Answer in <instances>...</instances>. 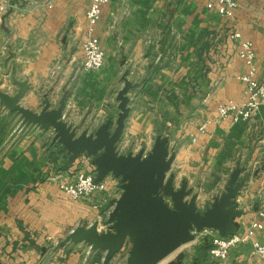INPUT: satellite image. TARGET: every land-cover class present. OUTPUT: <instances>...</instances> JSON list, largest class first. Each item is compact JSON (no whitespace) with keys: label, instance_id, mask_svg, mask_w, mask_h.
Returning <instances> with one entry per match:
<instances>
[{"label":"crops","instance_id":"0c3cea01","mask_svg":"<svg viewBox=\"0 0 264 264\" xmlns=\"http://www.w3.org/2000/svg\"><path fill=\"white\" fill-rule=\"evenodd\" d=\"M210 1L111 0L96 27L105 52L104 67L82 71L81 46L91 0H12L9 11L0 14V27L10 21L9 36L0 29V80L6 83L1 88L15 79L28 83L30 90L21 105L37 113L44 106L40 100L49 96L50 110H56L53 105L58 98L68 94L64 120L81 133L88 130V122H102L94 124L97 130L113 120L106 119L107 112L117 118L120 112L112 110H119L117 95L127 75L136 88L129 94L131 114L119 152L128 154L124 150L130 140L138 142L135 136L150 135L154 129L168 138L176 151L172 172L179 171L176 179L194 174L201 211L225 192L236 167L247 166L239 180L246 173L251 177L240 196L251 195L256 211L259 194L264 192V168L256 166L264 163V103L254 119L235 124L219 119L217 108L247 97L240 77L248 68L238 55L239 41L231 37L233 26L243 40L253 42L257 77L264 81V0H237L236 24H226L216 10H210ZM223 35L226 39L219 45L223 65L208 72L196 51L208 45L211 37L219 41ZM69 47L79 51L72 54ZM198 62L202 66L196 69ZM196 78L201 80L197 88ZM196 90L204 96L198 107ZM111 96L115 108L107 105ZM205 123L206 131L201 133L199 128ZM162 124H166L165 131ZM61 148L54 142L53 131L23 125L19 113L11 115L0 104V264H104L106 253L92 251L86 244L67 243L56 249L59 240L78 226L98 223L100 232L109 230L101 227L99 216L106 205L96 208L94 201H74L66 194L64 182L67 177V182L75 181L77 173L70 177L69 172L78 165L68 168L67 150L63 153ZM60 161L67 169L55 167L53 163ZM115 183L119 189L120 181ZM118 189L109 199L108 217L113 210L110 202L122 193ZM254 217L249 212L236 219L238 231L243 232ZM262 223L256 240L264 245V218ZM128 250L127 243L108 264H125ZM208 257L215 264H260L250 245L232 249L225 262L211 258L209 252ZM186 261L187 257L180 256L175 264Z\"/></svg>","mask_w":264,"mask_h":264},{"label":"water","instance_id":"95a60500","mask_svg":"<svg viewBox=\"0 0 264 264\" xmlns=\"http://www.w3.org/2000/svg\"><path fill=\"white\" fill-rule=\"evenodd\" d=\"M123 81L124 87L117 95L120 113L116 121L108 120L95 132L80 133L64 120L67 95L62 97L56 110H50L51 102L46 98L42 111L37 113L21 105L30 90L28 83L15 79L18 90L12 96L1 90L0 80L1 106L19 113L23 125L53 131L54 142L69 154L68 168H73L81 156L88 155L93 157L98 182L112 176L121 183L120 197L110 202L113 206L109 214L110 229L100 232L98 223L78 226L56 249L67 243L86 244L92 251L105 252L104 264H108L128 243L130 250L125 264H160L181 247L194 242L203 231L213 230L223 238L236 234L235 220L245 215L236 201L251 174L246 173L239 180L242 169L236 167L225 192L201 211L197 204L199 184H194V190L187 183L177 188L176 178L170 175L176 151L170 147L168 138L158 136L147 154L145 149L137 154H121L118 147L131 114L129 94L136 88L127 75Z\"/></svg>","mask_w":264,"mask_h":264},{"label":"built area","instance_id":"2783aa9c","mask_svg":"<svg viewBox=\"0 0 264 264\" xmlns=\"http://www.w3.org/2000/svg\"><path fill=\"white\" fill-rule=\"evenodd\" d=\"M111 0H91L86 14L87 28L82 42L83 62L82 71H99L105 64V52L99 38L96 36V27L102 18L103 7ZM12 0H0V14L4 15L9 11ZM210 10H216L217 14L224 20L236 24L237 0H211L208 4ZM231 37L239 41L238 55L244 60L248 72L240 77L246 86L247 97L241 101H230L221 104L218 108V118L231 120L232 123L247 122L254 119L264 103V81L258 79V65L256 51L253 42L243 40L241 33L233 26ZM207 124H203L199 131L204 133ZM196 139H194L195 141ZM80 171L75 181L66 182L63 186L66 194L74 201L88 200L96 202L95 207H102L108 204L109 199L117 190L119 184L109 176L104 181L96 180V167L93 158L83 155L77 161ZM117 188V189H116ZM118 190L122 191L121 188ZM261 201L259 207L254 211L251 202V195L238 197L237 203L246 213L253 212L255 217L248 221L243 232H237L227 238L219 236L217 232L211 238L209 255L211 258L225 262L230 256V251L241 245H250L253 255L257 256L260 264H264V245L256 240V235L263 229L262 219L264 218V192L259 194ZM100 198V199H99ZM118 199V198H117Z\"/></svg>","mask_w":264,"mask_h":264},{"label":"rangeland","instance_id":"374dc122","mask_svg":"<svg viewBox=\"0 0 264 264\" xmlns=\"http://www.w3.org/2000/svg\"><path fill=\"white\" fill-rule=\"evenodd\" d=\"M8 17H9V15H7V17H5V19L8 18ZM226 22H227L226 24H231L229 21H226ZM9 23H10V21H9V18H8L7 21H3V23H2V25L0 27L1 31L6 36H9L10 35V25H9ZM210 39H211V42L210 43H207L209 46L208 45H205L204 48L200 47V49H198V50L196 49L197 50L196 51V54H198V57L200 58V60L204 62V66L205 67H203V68H205V70L208 71V72L209 71H213V70H218V69H215V67L219 68V67H221L223 65V63H222L223 62L222 61V58L224 57L223 54H222L223 50L220 49L219 45L224 43V39H226V36L223 35V37H221L219 41H215V39H216L215 36L214 37H211ZM68 49L70 50V52L72 54H74L77 51H79V49L77 47H75V48L74 47H69ZM201 49H202V52L200 53ZM216 62H218V64H216ZM198 66H202V64L201 63L199 64V62H198V65H197V63H196V69L198 68ZM206 67H208L209 69H206ZM201 69H202V67L199 70H201ZM1 81H2L3 85L4 84L6 85V83L4 82V80H1ZM10 85H13V88L11 87L12 89L10 88ZM200 85H201V80H198V78H196V88L198 86H200ZM15 88L18 89V86L15 84L14 81H11L10 80V84H8L7 87L4 86L3 88H1V90L4 91V92H7L8 94H10V95L13 96L17 92V91H15ZM214 88H215V86L211 87L210 89L212 90ZM198 93H202V92L200 90H198V91L196 90V92H195V94H196V105H197L196 107H198L199 104L202 103V100H203V97H204L202 94H198ZM62 97L61 98H58L57 104L56 105H53V107H59V103H60V100L62 99ZM67 97H68V94H67ZM25 98H26V96H25ZM47 98H49V96H47ZM115 101H114V97L111 96L107 100V102H108L107 105L113 106L115 108V106H116V102ZM230 101H233V100H229V101L224 102V103H221V104H225V103H228ZM40 103L42 105H44V101L43 100L42 101L40 100ZM147 103L148 102H146V100H145L144 104L141 105L143 107V109L146 108ZM219 106H218V108H219ZM218 108H217V113H218ZM196 110H197V108H196ZM112 111H115V113L117 114L119 110H116V108H115V110H112ZM9 113L11 115L12 114H18L16 112H13V113L12 112H9ZM163 113L166 114V111H163ZM118 115H119V113H118ZM115 118H116V115H111L110 113L107 112L106 119H113L114 121H116V119L118 118V116H117L116 119ZM9 123L10 124H13L14 122H9ZM84 123L83 122H77L78 125H84ZM101 123L102 122H88L87 123V126H89L88 131L95 132L96 130H95L94 124H98L99 125ZM158 126H159V124H158ZM165 126H166V124H164L162 126V131H165V129H166ZM30 127H32V126H30ZM158 136H160V134L155 129L153 130V132L150 135L149 134H146V133L137 135V136H135V139L134 140H136V137H137L138 142H135V141L133 142L132 140H130L131 141L130 142V145H128V147L124 150V153L132 152V153H136L137 154V153L140 152V150L145 149L146 154H147L153 148L152 146L154 145L155 139ZM129 139H131V138H129ZM61 149H62V152H63V150L65 148L62 146ZM68 156H69V154L65 151V156H64L65 160L68 158ZM53 164L57 168L58 167H61V168L64 167V163L61 162V161H60L59 164H58V162L57 163H53ZM200 164L201 163H199L198 165H200ZM256 166L257 167L262 166V168H264V163H262V164L260 163L258 165L256 164ZM241 169L242 170H246L247 169V166H243ZM79 171H80V168H79V166H77L76 169L72 170V173L69 172V176L72 177L73 175H76V173H78ZM177 171L178 170H176L174 172L171 171L170 172V175L171 176H174V177H177V175H178L177 173L179 172V171L178 172ZM194 171H195L196 174L202 173L201 170H193V172ZM68 180H69V178L67 177V181ZM66 182H64V183H66ZM195 182H196V179H194V174H190L189 177H183L182 179H178L177 178L175 185H176L177 188H180V186L183 183H187L189 185V187L192 190H194V184H195ZM109 206H110L109 203L106 204L105 208L100 209V213H99V216L102 217L101 218V220H102V226L101 227H104V229H107V230L110 229V226H107L106 227V224L109 222V217L107 215V212L109 210ZM214 233L215 232L213 230H206V231H203L202 233H198L197 234V237H196V240L194 242H192V243H190L188 245L183 246L176 253H174L172 255V257L170 256L169 259L161 262L160 264H175L180 256L187 257V261L185 262V264H199V263H201V264H215V263H212L209 260L208 253H206V252L205 253H201L199 251V248L200 247L207 246V248H208V246H210L211 238L214 235ZM64 240L65 239L59 240V243L62 242V241H64Z\"/></svg>","mask_w":264,"mask_h":264},{"label":"trees","instance_id":"16d2710c","mask_svg":"<svg viewBox=\"0 0 264 264\" xmlns=\"http://www.w3.org/2000/svg\"><path fill=\"white\" fill-rule=\"evenodd\" d=\"M64 168H66L67 169V167L66 166H64ZM210 248H211V243H210V246H208V248H207V246H203V247H200L199 248V251L201 252V253H208L209 252V250H210ZM201 255V254H200ZM203 257V256H202Z\"/></svg>","mask_w":264,"mask_h":264},{"label":"bare ground","instance_id":"6f19581e","mask_svg":"<svg viewBox=\"0 0 264 264\" xmlns=\"http://www.w3.org/2000/svg\"><path fill=\"white\" fill-rule=\"evenodd\" d=\"M181 248H182V247H181ZM181 248H180V249H181ZM177 251H178V250H177ZM177 251H176V252H177ZM176 252H174V253H176ZM174 253H173V254H174ZM173 254H172V255H173ZM172 255H170V256H172ZM170 256H169V257H170ZM169 257H168V258H169ZM168 258H166V259H168ZM166 259H165V260H166ZM165 260H163V261H165ZM163 261H162V262H163Z\"/></svg>","mask_w":264,"mask_h":264}]
</instances>
